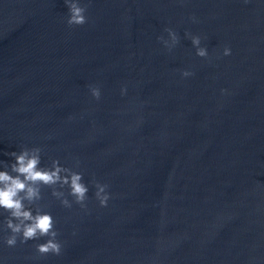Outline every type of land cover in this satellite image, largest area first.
<instances>
[{
	"label": "water",
	"instance_id": "obj_1",
	"mask_svg": "<svg viewBox=\"0 0 264 264\" xmlns=\"http://www.w3.org/2000/svg\"><path fill=\"white\" fill-rule=\"evenodd\" d=\"M85 2L88 22L69 26L64 0H0V159L41 146L113 195L101 208L89 185L84 210L43 188L62 254L29 241L0 248L6 264H264V2Z\"/></svg>",
	"mask_w": 264,
	"mask_h": 264
},
{
	"label": "clouds",
	"instance_id": "obj_2",
	"mask_svg": "<svg viewBox=\"0 0 264 264\" xmlns=\"http://www.w3.org/2000/svg\"><path fill=\"white\" fill-rule=\"evenodd\" d=\"M91 2V0H88ZM247 2V0H245ZM264 2V0H261ZM67 7L65 22L69 26H81L88 22L85 0H64ZM193 23L198 22L197 17H190ZM157 40L167 51L171 52L180 43V34L172 27H165ZM184 38L189 39L195 55L207 59L209 51L202 44L199 33L189 30L184 31ZM232 48L224 45L218 51L220 56H230ZM181 78L193 76L190 68L180 70ZM92 99L99 101L102 97V89L99 84L87 85ZM120 95H127L126 85H121ZM221 95L230 94V89L221 88ZM74 117L69 116L71 120ZM41 146H21L18 151L4 152L11 160L0 159V248L15 249L20 245L33 241L35 256L62 254L64 241L60 239L59 229L56 227V219L46 205L42 204V189L51 190V196L65 208H71L77 204L81 209H88L89 185L95 189L94 197L98 206L108 207L112 193L108 190L109 184L96 179L85 181L83 171L78 170L79 160L69 166L62 163L59 158L49 157L48 162L42 163ZM75 229L73 235H75ZM0 264H6V259L0 255Z\"/></svg>",
	"mask_w": 264,
	"mask_h": 264
}]
</instances>
